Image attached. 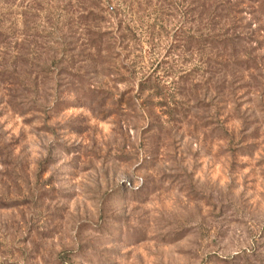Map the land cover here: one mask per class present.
<instances>
[{
  "label": "rangeland",
  "instance_id": "rangeland-1",
  "mask_svg": "<svg viewBox=\"0 0 264 264\" xmlns=\"http://www.w3.org/2000/svg\"><path fill=\"white\" fill-rule=\"evenodd\" d=\"M100 1L111 56L86 85L42 19L28 82L6 60L0 264H264V33L188 51L190 0Z\"/></svg>",
  "mask_w": 264,
  "mask_h": 264
},
{
  "label": "trees",
  "instance_id": "trees-1",
  "mask_svg": "<svg viewBox=\"0 0 264 264\" xmlns=\"http://www.w3.org/2000/svg\"><path fill=\"white\" fill-rule=\"evenodd\" d=\"M159 1L164 2L165 0ZM189 3L185 11L189 14V22L197 23L199 26L193 31L197 32V38L191 36L192 40L188 42V51L196 47V51L199 52L201 46L207 43H209L208 53H212L217 48L223 51L228 47V44L221 40L223 37L224 40L226 38V34L222 31H217L214 34L216 36H209L208 39L200 35L207 27L211 34L212 30L215 32L223 26L229 28L239 25L243 28L253 27L254 34L259 30L264 33V0H190ZM102 4L100 0H0V60H2L0 62V83L5 80L2 72L7 70V58L12 60L8 65L11 70L8 76L11 80L10 87L14 88L12 86L19 85L16 80L28 82V75L24 70L28 66V56L34 54L28 49L31 42L27 33V31L31 32V28L28 25L33 19H42L47 26L53 29L61 25L62 34L59 44L63 46V53L67 56L71 53V58L80 57L78 60L81 63L74 74L66 73L65 75L74 80V86L86 85L84 65L88 62L101 64L105 62V60L101 61L102 58L111 56V47L103 43L105 35L99 30L101 18L97 12L103 10ZM246 16H249V20L243 25ZM45 28L46 25L42 26L40 31L34 29L36 31H33V35L41 38L43 35H39L38 32L44 33ZM10 45H13L11 49H9ZM237 47L231 42L229 51L235 56L238 53ZM249 52L246 54L251 53ZM68 67L69 70L73 68L71 65ZM247 69L251 70L252 67L248 65ZM104 75L108 76L109 73ZM11 88L3 87V90L12 92Z\"/></svg>",
  "mask_w": 264,
  "mask_h": 264
}]
</instances>
